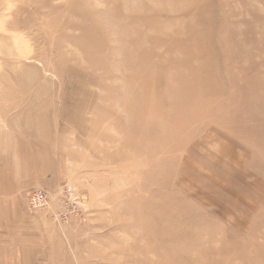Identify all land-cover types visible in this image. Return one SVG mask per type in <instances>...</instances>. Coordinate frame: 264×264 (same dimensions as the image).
<instances>
[{"label":"rangeland","instance_id":"obj_1","mask_svg":"<svg viewBox=\"0 0 264 264\" xmlns=\"http://www.w3.org/2000/svg\"><path fill=\"white\" fill-rule=\"evenodd\" d=\"M0 128L42 264H264V0H0Z\"/></svg>","mask_w":264,"mask_h":264},{"label":"crops","instance_id":"obj_2","mask_svg":"<svg viewBox=\"0 0 264 264\" xmlns=\"http://www.w3.org/2000/svg\"><path fill=\"white\" fill-rule=\"evenodd\" d=\"M41 153L35 140L0 128V264H42L41 220L18 222L25 214L20 192L41 182ZM19 162L23 171L18 175Z\"/></svg>","mask_w":264,"mask_h":264},{"label":"built area","instance_id":"obj_3","mask_svg":"<svg viewBox=\"0 0 264 264\" xmlns=\"http://www.w3.org/2000/svg\"><path fill=\"white\" fill-rule=\"evenodd\" d=\"M48 198H49L48 195L44 191L37 189L27 194V203L29 207L34 208V209L45 208L49 206ZM61 216H64L63 218H65L64 213L54 214V217L56 219H62Z\"/></svg>","mask_w":264,"mask_h":264}]
</instances>
